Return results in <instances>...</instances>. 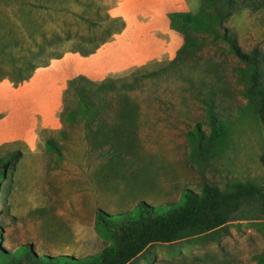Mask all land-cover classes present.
Here are the masks:
<instances>
[{
    "label": "rangeland",
    "instance_id": "obj_1",
    "mask_svg": "<svg viewBox=\"0 0 264 264\" xmlns=\"http://www.w3.org/2000/svg\"><path fill=\"white\" fill-rule=\"evenodd\" d=\"M80 1H90L99 14L113 4ZM184 3L183 10L193 14L200 0ZM70 8L82 10L72 1ZM225 26L243 51L256 48L264 54V12L240 9ZM84 28L82 22L76 26L81 34ZM160 64L164 72L125 91L138 107L137 138H87L79 123L67 138L57 137V129L39 131L31 144L0 145V156L21 151L10 190L5 192L0 183V264H8L23 250L48 257L94 254L106 244L94 228L96 209L133 215L138 202H177L183 190L196 193L204 184L221 190L232 181L264 185L258 160L264 150V126L238 93L242 84L233 68L239 64L224 45L203 41L185 60ZM156 69V64L149 66L150 71ZM114 94L106 96L109 109L102 118L107 123L116 120ZM207 99L216 116L227 121L212 146L207 138L190 135L194 128L208 135ZM49 135L57 153L44 145ZM245 213L246 218L228 223V234L214 242L194 237L152 244L131 264H264L257 259L264 249V215L255 209Z\"/></svg>",
    "mask_w": 264,
    "mask_h": 264
},
{
    "label": "trees",
    "instance_id": "obj_2",
    "mask_svg": "<svg viewBox=\"0 0 264 264\" xmlns=\"http://www.w3.org/2000/svg\"><path fill=\"white\" fill-rule=\"evenodd\" d=\"M71 1L82 10L73 11ZM90 7V1L80 0H0V81L5 79L17 85L27 80L34 69L46 66L51 59L60 58L66 52L87 56L122 30L121 19L110 17L107 12L99 14L97 6ZM244 8L264 12V0H200L193 14L169 13V27L183 42L175 58L165 64L185 60L203 41L223 44L239 64L233 68L242 84L238 93L254 108L258 121L264 126V54L256 48L243 51L234 33L225 26L234 12ZM80 22L85 24L82 34L76 30ZM156 65V70L138 67L126 75L101 81H91L82 75L67 80L58 114L61 127L55 132L56 136L67 138L71 129L81 123V131L87 138L103 141L137 138L138 107L125 91L142 79L165 71L161 64ZM111 93H115L116 120L107 123L102 117L109 109L106 96ZM204 106L208 135L205 137L197 128L190 135L191 138H207L212 146L223 134L222 125L227 121L216 116L209 99L204 101ZM52 138L45 137L44 145L57 153L58 146ZM20 158L18 149L0 156V183L5 192L10 190ZM258 160L264 174V150ZM262 181L264 183V176ZM254 209L264 215L263 184L232 181L224 190L204 184L196 193L183 190L177 202L157 206L138 202L133 215L131 212L109 215L96 209L94 228L106 244L94 254L81 258L48 257L23 250L8 264H131L152 244H170L194 237L214 242L228 234V223L246 218L245 212ZM257 259L264 260V249Z\"/></svg>",
    "mask_w": 264,
    "mask_h": 264
},
{
    "label": "crops",
    "instance_id": "obj_3",
    "mask_svg": "<svg viewBox=\"0 0 264 264\" xmlns=\"http://www.w3.org/2000/svg\"><path fill=\"white\" fill-rule=\"evenodd\" d=\"M184 5V0H113L107 14L121 19L124 26L93 53L80 56L66 52L34 69L17 85L1 80L0 145L31 144L40 130L59 129L61 96L72 77L101 81L127 69L150 71V65L172 61L181 36L169 27L167 15L188 12Z\"/></svg>",
    "mask_w": 264,
    "mask_h": 264
}]
</instances>
